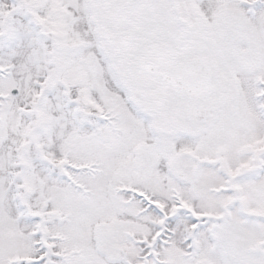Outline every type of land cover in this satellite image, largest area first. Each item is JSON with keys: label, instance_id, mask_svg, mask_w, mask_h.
Listing matches in <instances>:
<instances>
[{"label": "snow or ice", "instance_id": "snow-or-ice-1", "mask_svg": "<svg viewBox=\"0 0 264 264\" xmlns=\"http://www.w3.org/2000/svg\"><path fill=\"white\" fill-rule=\"evenodd\" d=\"M0 264H264V0H0Z\"/></svg>", "mask_w": 264, "mask_h": 264}]
</instances>
